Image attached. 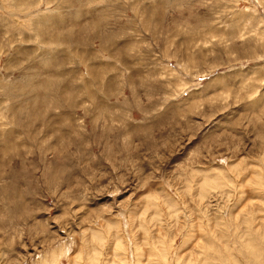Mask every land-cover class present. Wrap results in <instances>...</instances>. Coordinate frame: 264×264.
Returning <instances> with one entry per match:
<instances>
[{"label": "rangeland", "instance_id": "rangeland-1", "mask_svg": "<svg viewBox=\"0 0 264 264\" xmlns=\"http://www.w3.org/2000/svg\"><path fill=\"white\" fill-rule=\"evenodd\" d=\"M166 263L264 264V0H0V264Z\"/></svg>", "mask_w": 264, "mask_h": 264}, {"label": "bare ground", "instance_id": "bare-ground-1", "mask_svg": "<svg viewBox=\"0 0 264 264\" xmlns=\"http://www.w3.org/2000/svg\"><path fill=\"white\" fill-rule=\"evenodd\" d=\"M208 241H209V240H208ZM210 243H211V242H210ZM228 244H229V243H228ZM201 254H203V253H201ZM159 255H160V254H158V256H159ZM163 257H164V256H163ZM163 257H162V258H163ZM153 258H154V257H153ZM165 258H166V257H164V259H165ZM167 258H168V257H167ZM154 260H155V259H154ZM160 260H161V259H160ZM162 260H163V259H162ZM162 260H161V261H162ZM237 260H238V259H237ZM135 261H136V260H135ZM202 261H204V260H202ZM153 262H154V261H153ZM166 262H167V261H166ZM161 263H163V262H161ZM196 263H197V261H196ZM166 264H167V263H166ZM187 264H188V263H187Z\"/></svg>", "mask_w": 264, "mask_h": 264}]
</instances>
